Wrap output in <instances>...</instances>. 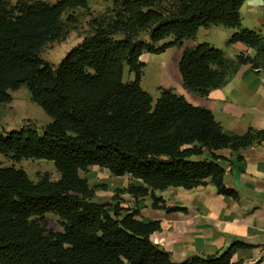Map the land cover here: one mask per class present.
Returning <instances> with one entry per match:
<instances>
[{"label":"trees","instance_id":"16d2710c","mask_svg":"<svg viewBox=\"0 0 264 264\" xmlns=\"http://www.w3.org/2000/svg\"><path fill=\"white\" fill-rule=\"evenodd\" d=\"M245 1L113 0L55 64L41 56L43 47L66 36L77 18L64 15L88 8L89 0H0V103L26 86L52 118L42 127L27 122L0 131V153L52 160L59 172L56 179L44 172L34 180L22 167L0 162V264H245L232 260L238 247L250 246L243 241L215 254L175 260L151 238L161 222L140 218L138 209L120 201L123 194L150 196L153 208L185 210L166 204L157 191L209 183L239 198L226 184L225 157L217 150L230 148L242 159V149L264 141V128L227 133L210 108L170 87L160 86L154 101L142 86L141 55L182 48L177 67L183 85L202 96L225 85L243 64L264 68V35L242 24ZM214 25L232 29L227 43L243 42L255 55L230 58L208 41L184 46L201 27ZM126 66L133 74L128 81ZM94 165L143 184L91 185L81 172ZM100 189L112 190L118 201L95 200ZM48 212L60 217L62 230L43 226L37 217Z\"/></svg>","mask_w":264,"mask_h":264},{"label":"crops","instance_id":"0c3cea01","mask_svg":"<svg viewBox=\"0 0 264 264\" xmlns=\"http://www.w3.org/2000/svg\"><path fill=\"white\" fill-rule=\"evenodd\" d=\"M240 13L244 27L259 30L264 35V0H246ZM211 27H206V31H212ZM232 32L230 29L225 38L226 56L232 58L241 52L254 56L256 50L243 42L227 43ZM197 43L195 40L193 44L184 46ZM177 48L169 47L159 53V56L165 55L173 49L177 53L173 61L169 58L174 52L162 61L163 73L170 77L164 80L163 86L173 88L195 105L210 108L227 133L243 134L249 127L264 128V68L243 64L225 85L202 96L185 88L179 72H176L183 51ZM144 59L145 53L141 55V60ZM217 153L225 157V181L239 192L238 199L218 193L211 183L192 189L170 187L157 192L164 199L170 193L171 205L186 208L173 212L153 208L149 196H122L131 197L135 204L131 209H138L140 218L161 222V230L154 232L151 238L170 251L177 261L194 254H215L227 249L234 241H243L250 246L238 247L232 260L245 264L261 260L264 264V141L242 149V159L227 147L217 150Z\"/></svg>","mask_w":264,"mask_h":264},{"label":"rangeland","instance_id":"374dc122","mask_svg":"<svg viewBox=\"0 0 264 264\" xmlns=\"http://www.w3.org/2000/svg\"><path fill=\"white\" fill-rule=\"evenodd\" d=\"M11 1L13 3L17 2V0ZM45 1L54 3L57 0ZM112 3L113 0H89L88 8L78 7L69 11L64 15L63 18L66 19V17L71 14L77 18V21L69 26L68 32L64 38L47 43L42 49L41 56L45 60L58 64L63 56L70 49L78 45L89 33V21L91 17L110 9L112 7ZM205 28L206 27H202L193 39H187V43L184 42V44H193L195 40L197 42L208 41L216 47L225 50V38L229 34L230 29L224 26H213L211 27L212 31H206ZM171 39L172 37H168L159 44L167 42ZM173 50L174 53L167 51L166 54L164 53L165 55L162 54L161 56H159V53L152 54L145 52L144 61L146 63L143 69L142 86L152 95L154 101H156L160 95L159 87L165 84V79L170 78L169 74L163 73L162 61L164 60V57H167L172 53V57L170 56L171 58L169 59L173 61L174 56L177 54L175 53L176 50ZM175 69L178 73V68L176 67ZM130 79H133V75H131L128 66H126L124 80L128 81ZM11 94L13 96L12 101L8 103H0V131H10L12 129L21 128L27 122H33L42 127L52 120V118L43 110V108L32 100L30 91L26 86H22L18 90H12ZM0 162L3 166L22 167L34 180H37L44 172L50 173L51 177L54 179L59 177V172L57 171L52 160L39 158H23L21 160H16L11 155L0 153ZM81 174L88 177L91 185H94L98 182H106L111 186H128L130 183H135L138 185L143 184L141 180L132 178L129 175H124L123 177L114 176L108 169L100 166H92L88 171L81 172ZM97 192L98 194L95 197V200L97 201L111 203L118 201V199H113L114 192L110 189H100ZM169 194L170 193H167L165 195L167 200H164L166 204L168 203L171 205V201L168 198ZM149 198L151 197L149 196L148 200H150ZM120 201L121 206L126 208H133L131 205H135L134 201L131 200V197L128 195L125 197L121 196ZM108 208L112 209V206H109ZM146 211L149 212L150 210ZM37 218L47 230L58 231L63 229L60 222V217L55 213L48 212L43 216H38Z\"/></svg>","mask_w":264,"mask_h":264}]
</instances>
